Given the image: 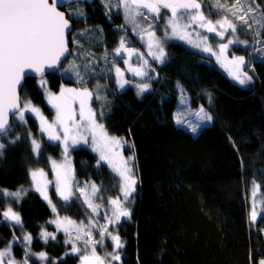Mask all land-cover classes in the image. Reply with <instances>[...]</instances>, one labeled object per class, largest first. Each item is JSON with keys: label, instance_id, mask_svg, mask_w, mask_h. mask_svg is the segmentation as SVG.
Listing matches in <instances>:
<instances>
[{"label": "trees", "instance_id": "1", "mask_svg": "<svg viewBox=\"0 0 264 264\" xmlns=\"http://www.w3.org/2000/svg\"><path fill=\"white\" fill-rule=\"evenodd\" d=\"M256 2L264 14V0ZM70 6L72 34L84 27L94 31L92 39L77 45L89 42L93 67L86 74L80 72L92 92L97 93V85L106 87L105 106L96 95L92 99L96 118L109 135L131 147L126 152L134 155L138 171L136 203L130 217L118 225L123 243L120 264H258L264 260V60L252 61L251 82L241 85L206 55L172 43L167 62L151 80V90L140 95L129 85L120 91L112 70L121 62L115 61L124 32L121 13L110 14L101 0ZM75 11L80 18L74 16ZM70 40L73 57L75 44ZM236 51L245 54L242 48ZM105 53L111 62L99 66L97 57ZM78 58L83 61L77 55V69ZM49 78L55 91L63 83H73L59 74ZM179 85L190 95L192 108L204 107L212 116V124L198 135L175 121ZM21 96L53 117L34 78L26 79ZM32 135L43 142L38 156ZM0 138L4 145L0 149V193L25 191L20 200L0 195V249L13 245L14 256L29 264H81L80 256L70 253L67 235L53 226L54 213L33 190L31 180L32 170L50 171L51 159L62 158V146L47 142L30 114L25 121L13 117L10 131ZM70 155L77 182L97 185L96 220L104 222L109 200L121 196L120 179L86 147L72 148ZM253 184L263 199V213L255 224L249 220L247 202ZM52 197L61 217L84 222L91 215L83 201L64 202L53 191ZM8 207L19 214V225L5 220L3 212ZM24 236L31 237L30 249L23 244ZM40 253L46 259H38Z\"/></svg>", "mask_w": 264, "mask_h": 264}, {"label": "rangeland", "instance_id": "2", "mask_svg": "<svg viewBox=\"0 0 264 264\" xmlns=\"http://www.w3.org/2000/svg\"><path fill=\"white\" fill-rule=\"evenodd\" d=\"M101 1L105 3V6L107 7L106 9L110 14L117 16V14L121 13L122 15L123 25L121 29L124 32L122 34L121 40L124 41V46L121 47V43H119L118 46L119 52L117 51L115 61L117 63V59H119L123 64H120L121 63L120 62L117 68L115 67L116 70L115 68L114 70H112V73L114 74L115 72L117 76V86L119 87L120 91L127 89L126 87H130L129 85H134L136 91L140 95L151 90L152 89L151 80L153 78H156L157 76L156 70L158 69V67L162 66L164 63L167 62L168 57L170 55L169 46L172 43H180L186 45L187 47L206 55L208 58L213 60V63L215 65L220 67L233 80L235 79L233 78L232 73L237 71V65H236L237 58L239 57L244 58V64L239 66V74L246 73L248 76H250V72L248 70L253 69L252 61L254 59L264 60V39H262L261 37V33L264 29V14L262 13L261 8L257 4L256 0H196L197 3L201 4V12L204 14V16L207 19H210L213 22V24H216L218 21L220 23H223L224 30L226 31L224 36L220 37L215 33H209L204 28H200L197 25L193 24L191 27H189L186 30V32L181 33L183 35H186V39L183 40L179 39L178 37H174L172 35L171 28L169 27L168 24L169 19L171 17L170 10L161 9L160 15L158 17L153 18L152 14L148 13L146 9L140 10L141 12L144 13L143 16L137 15L134 10L131 12L125 11L123 7V0H101ZM217 5H222V7H218ZM68 7L69 8L66 10V12L68 14V17L71 19V16H73L71 13L73 8H71V6ZM249 8H251V11L248 10ZM76 13L77 12L75 11L74 16L80 18ZM233 13H235V15ZM241 16L243 17V19L240 18ZM225 20L227 21V23H225ZM245 21H247V24L245 23ZM187 23H188L187 19L181 21L182 25ZM229 23L235 26L236 30L234 33L230 29H228ZM98 28L101 31L102 28L97 27L96 29ZM84 29L86 28L85 27L77 28V33H74L70 36L72 37V41L76 45V46L74 45L73 48L74 56L70 57L69 60L63 64L61 70L58 72V74L62 75V77L65 80H69L73 83H63L60 89L55 91L50 86L49 76L43 78L44 81H46L43 87L40 86L41 79L37 80L38 86L45 94L46 103L54 112L53 117L49 118L47 115L43 113L42 110H40L38 107L34 106L31 103L32 106L40 110V113L46 118L49 124L54 125V131L61 135V140L59 141L50 140L48 132L42 130L43 126L41 124L39 116L35 115L30 111L24 112L23 121H25V116L27 114L34 116L39 125V134H41L47 142L59 143L64 150V154L61 159L59 160L51 159L50 171H45L41 169L32 170L31 180L33 184V190L42 197V199L50 206V208L54 213V219L52 220L53 226H55L58 231L63 232L64 234L67 235L69 239V243L71 244V248H72V252L70 253L79 255L81 259V264H84V260H83L84 256H88L91 260L93 250L95 251V254L97 256H99L102 260H104V264H109L110 254L118 252L120 256V260L118 261L113 260L111 261V264H120L123 243L118 233V225L121 223L122 220H124L125 218H129L130 216L128 217L121 216L119 220H116L115 217L113 216V209L116 208V205H113L111 201L114 199H120L121 207L125 208L131 215L133 205L136 203V197H137L136 195L139 189V177H138L135 157L132 154V152L131 153L126 152V149L127 148L130 149L131 147L129 145L127 146V144H125L122 139L109 135L104 125L101 122H99L95 116L97 123L103 125L104 131L106 132L107 136L109 138H114L115 140L121 142L120 144L111 145L112 152L108 154L111 163H109L108 161H102L100 159V151L96 150V146L92 142L93 140L92 133L86 132L83 127H81L78 130V132L83 134L87 138L88 143H84V140L80 138L79 134H77V130L73 129L71 135L75 136L78 142L73 144L72 140L69 139L68 150L67 152H65V145L63 143L64 129L61 125L56 123L57 110L52 106L51 103H49V99H48L49 93L55 96H59L63 89H76L78 92L87 90L88 92L91 93V96L87 99L86 109L90 108L94 112L93 100L95 95L97 97V101L99 102V104L105 106L104 102L108 100L106 95V87L104 85H97L95 88L97 90V93L96 91L92 92L94 89L90 88L91 85L88 83L89 81L85 79L80 72V70H83L84 74H86V72H90L93 67L92 66L93 63L90 61L91 57L89 54V50H90V46H88L89 42H86L84 46H82L83 43L77 45L83 39L87 40L88 37H90L89 39H92L94 35V31H91L93 28H89V30L88 29L84 30ZM145 30L155 33V37L151 41L153 43V47L151 49H149L148 46L150 39ZM221 30L222 29L217 27V31H221ZM188 33H190L191 35H187ZM156 39L160 40L163 47V51H164L163 62H161V60L159 59H155L152 54L155 53L156 55H159L155 47ZM230 39L233 40L234 43L229 44L227 49L224 52H221L220 45L226 44ZM189 40H191V43L189 42ZM235 41H243L244 43H239ZM196 45H199V47H197ZM206 47H211L212 51L211 52L204 51L203 49ZM237 48H242L243 50H245L244 51L245 54L238 53L236 51ZM77 55H80L82 57L81 59H83V61H81L78 58L79 59L78 69H77V62L75 61L77 59ZM95 57L96 56L92 54V58ZM97 58H100L98 59L100 62L99 66L101 64L108 65V62H111V57L108 56L107 53ZM86 60H88V63H86ZM117 69L120 70L119 73L117 72ZM136 71L143 72L144 75H137ZM77 73H79V75H77ZM250 82L244 85H247ZM121 83L124 84L123 88L120 87ZM142 84L149 85V87L143 92H141L140 88L138 87L139 85ZM177 89L179 92V101H178L177 110L175 112V121L177 123V117H179L181 120L184 121V124L177 123L179 127H182L190 131L193 135H198L203 128L210 126L212 124V120L211 122H207V123L200 122L196 114L199 112L200 108H204V107H199L197 109L192 108L190 95L183 89L181 85H179ZM26 100L27 99H22V107ZM73 109L75 110L76 123L83 125L85 122L81 121L80 119L79 99H76L75 102L73 103ZM201 115H203V113H201ZM15 117L19 119L17 115H15ZM189 122L194 124H201V128L196 133H193L190 130V128L187 127ZM69 127H72L71 121L69 122ZM1 140L2 139L0 138V141ZM33 141H35L36 144L39 145L38 153L36 151L35 145L33 144ZM31 143L33 146L34 153L36 154V156H38L41 149L43 148V142L38 140L34 135H32ZM76 147H86L90 149L94 154L97 155L100 162L106 164L120 179L121 196L109 200L108 215L104 217V222L100 221L99 224L96 220V216L98 214V208L94 202V199L98 194V191L94 192L92 187L94 185L95 188L98 189L97 185L92 182L85 184L78 183L77 180L75 179L73 163L70 155V149ZM123 160L128 161V166L132 169L133 178L136 181L135 191H133L131 195L127 197V199H124V193L122 190L123 181L117 172V169L122 167L121 162ZM53 162H55V165ZM56 166H62L60 168V171L62 173L63 172L68 173L70 188L71 191L73 192V196L69 201L71 200L83 201L86 204L87 208H89V210L91 211V215L90 216L88 215L86 221L76 222L67 219L66 217H61L60 215L57 214L55 203L52 197V191L60 200L62 201L64 200L62 199V197L58 192V177H57ZM41 171L43 172L42 176L40 175ZM33 172L37 173V176L35 178H33L32 176ZM38 188L40 190H37ZM250 189L251 190L249 191V193H247V202L249 206V220L253 224H255L263 213V199L260 195V189L258 185L256 186V184H253ZM4 192H9V193L20 192L21 195L19 198L4 195L5 197L12 198L15 200H20L25 194L24 190H18V191H11L7 189L2 190V193ZM45 194L47 195L48 199H45ZM86 200L91 202L93 207H95L97 211L94 212L93 209L88 206V203L85 202ZM69 201H64V202H69ZM8 208H6L4 211H7ZM253 214H255L254 219H253ZM5 220L12 225L20 224V223H16V221L11 219H5ZM68 221H72L74 223L69 224ZM102 226H105L107 231L102 232ZM65 229H68V231L66 232ZM89 232H91L90 236L87 235V233ZM262 234L264 237V231H262ZM113 236L119 237V242L122 245L121 247L116 248L115 246L116 242L111 238ZM85 240L92 241L93 243H89L85 245L84 243ZM95 241H99V242L95 243ZM31 242H32L31 240L26 241L23 238V244L27 247V249H30L29 247L31 245ZM74 248L79 249V251H73ZM12 249H13V245L5 249V250H9V255L4 257L2 264H9V260H11V264H23V261H25V259L24 260L17 259L14 256ZM5 250L0 249V252ZM261 261L264 260H260L258 264H260Z\"/></svg>", "mask_w": 264, "mask_h": 264}, {"label": "snow or ice", "instance_id": "3", "mask_svg": "<svg viewBox=\"0 0 264 264\" xmlns=\"http://www.w3.org/2000/svg\"><path fill=\"white\" fill-rule=\"evenodd\" d=\"M62 3V0H54L53 3H49V0H0V134L6 132L8 125L6 115L9 110L13 111L14 115H17L20 120H24V112L30 111L35 115L39 116L42 130L48 132L50 140H61V135L54 131V125L49 124L46 118L40 113V110L31 105L30 101H25L23 107L20 106V97L18 95L17 89L20 85L21 80L25 77V70L32 69L35 72L41 74L40 86L43 87L46 83L43 79L45 66L49 68L55 67L60 60V57L67 52V42L65 38V32L69 27L68 20L65 18V14L57 10V4ZM222 7V5H217ZM123 7L125 11L131 12L135 11L137 15L143 16L144 13L141 9H146L148 13L152 14V17H158L160 15L161 9L170 10L171 17L169 19V27L171 28L172 35L183 40L186 39V35L181 33L186 32V30L193 24L200 28H204L209 33H215L216 35L223 37L225 34L224 24L219 21L216 24L210 19H207L201 12V4L197 3L196 0H123ZM182 10V11H180ZM251 11V8L248 9ZM235 15V13H233ZM147 18V17H145ZM243 19V17H240ZM187 19V24H181V21ZM225 23L227 21L225 20ZM247 24V21H245ZM151 27V26H149ZM217 27L222 29L217 31ZM228 29L233 33L235 32V26L231 23L228 24ZM149 36V49L153 47L152 39L155 37V33L145 30ZM187 35H191L188 33ZM206 39V38H205ZM191 43V40H189ZM239 43H244L243 41H235ZM121 47L124 46V41L121 40ZM234 43L233 40H228L226 44L220 45V51L224 52L229 44ZM199 47V45H196ZM155 47L159 55L152 53L155 59L161 60L163 62L164 51L162 44L159 39L155 41ZM204 51L211 52V47H206ZM119 52V49L117 50ZM131 54V52H130ZM139 55V54H138ZM244 64V58H237L236 65L237 71L233 72V78L239 82V84L244 85L251 81V77L245 74H239V66ZM119 69L117 72L119 73ZM137 75H144L143 72L136 71ZM79 75V73H77ZM121 88L124 84L121 83ZM140 91L146 90L149 85L142 84L138 86ZM91 96V93L87 90L77 91L76 89H63L59 96H55L51 93L48 94L49 103L57 110L56 123L61 125L64 129L63 132V143L65 145V152L68 150L69 139L75 144L78 140L75 136L71 135L73 129L77 130V134L80 138L84 140V143H88L87 138L78 132V130L83 127L86 132L92 133V142L96 146V150L100 151V159L102 161H108L109 153L112 152L111 145L120 144L121 142L115 140L114 138H109L104 131L103 125L98 124L94 113L90 108L86 109L87 99ZM76 99H79L80 107V119L85 123L83 125L76 123L75 121V110L73 109V103ZM87 111V114H86ZM203 113V115H201ZM103 115V113H101ZM198 120L202 123L211 122L212 116L204 109L200 108L199 112L196 114ZM72 122V127H69V122ZM178 124H184V121L177 117ZM187 127L193 133H196L200 128L201 124H194L189 122ZM36 147L37 153L39 152V145L33 141ZM4 147L0 144V149ZM55 165V162H53ZM122 167L117 169L118 175L123 181V193L124 199H127L133 191H135L136 181L133 178L132 169L128 166V161L123 160ZM57 167V177H58V192L64 201H69L73 192L71 191L69 184V176L67 172H61L60 168ZM43 175V172H40ZM33 178L37 176L36 172L32 173ZM93 191H98L93 185ZM37 190H40L39 188ZM82 192V189H81ZM0 195H8L19 198L20 192H4ZM45 199H48L45 194ZM88 206L97 211L93 207L92 203L88 200L85 201ZM116 208L113 209V216L116 220H119L121 216L128 217L130 213L123 207H121L120 199H114L111 201ZM5 219H11L20 223L19 215L13 211L11 207L7 211L3 212ZM255 214H253V219ZM69 224L74 222L68 221ZM67 232L68 229H65ZM107 231L105 226H102V232ZM47 235V234H45ZM91 235V232L87 233ZM115 242L116 248L122 245L119 242L118 236L111 237ZM26 241H30V236H25ZM54 239V237H53ZM99 241H95L98 243ZM85 245L93 243L92 241L85 240ZM73 251H79V249H73ZM9 255V250L0 252V264L5 256ZM38 259H46L45 253H40ZM84 264H104L99 256L92 252L91 260L88 256L83 258ZM120 260L119 253L110 254L109 264L111 261ZM11 264V260H9ZM23 264H28V261H23ZM260 264H264L261 261Z\"/></svg>", "mask_w": 264, "mask_h": 264}, {"label": "water", "instance_id": "4", "mask_svg": "<svg viewBox=\"0 0 264 264\" xmlns=\"http://www.w3.org/2000/svg\"><path fill=\"white\" fill-rule=\"evenodd\" d=\"M95 1L96 0H62V3H58L57 4V10L61 11V12H63L65 14V18L68 20V24H69V27H68V29L65 32V38H66V42H67V52H65V54L60 57L59 63L55 67L49 68V67L45 66L43 78H45V77H47V76H49L51 74H58V72L61 70L64 62L72 54V48H71V45H70L71 44L70 35L74 31V24H73V21L68 17L65 9L68 6L73 5V4H77V3L93 4ZM53 2H54V0H49V3H53ZM28 78H34L35 80H39V79H41V74L38 73V72H35L32 69H26L25 70V77L21 80L20 85L18 86V89H17L18 95L20 97V106H21V108H22L21 90L23 89L25 81ZM13 117H15V115L13 114V111L9 110L7 112V115H6L8 128H7L6 132H4L3 134H0V136L6 135L10 131V129L12 127Z\"/></svg>", "mask_w": 264, "mask_h": 264}]
</instances>
